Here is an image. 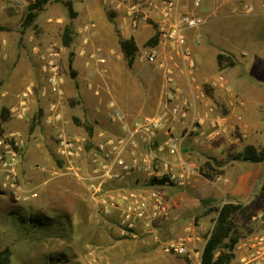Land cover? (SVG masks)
<instances>
[{"label":"rangeland","instance_id":"rangeland-1","mask_svg":"<svg viewBox=\"0 0 264 264\" xmlns=\"http://www.w3.org/2000/svg\"><path fill=\"white\" fill-rule=\"evenodd\" d=\"M65 1H70L76 12L73 19ZM118 1H122L118 8L113 0H44L31 8L33 0H0V109L9 112L0 139L11 144L18 159L14 178L7 181L0 177V253L8 251L10 264H196L185 255L165 252L164 246L170 240L188 237L189 252L203 248L216 218V212L205 209L219 208L227 200L214 193L216 187H223L225 171L245 174L246 186L253 192L243 204L248 211L233 218L238 243L264 230V162L231 160L246 145L264 146V34L244 41L236 36L231 49L225 50V46L206 47L209 41L201 35L197 45H201L199 52L204 58L200 68L203 79L198 81L204 97L199 100L202 105L198 100L197 104L199 111L205 110L204 103L212 108L208 118L214 126L205 122L201 127L206 135L211 134L210 139L191 134L184 140L182 154L189 153L193 170L189 183L163 184L137 174L124 181L123 190L153 188L165 203L169 202L162 195L165 188L182 191L188 198L177 222L167 224L169 230L154 225L157 241L140 231L123 234L118 212L113 217L104 211L120 185L102 184L93 196L89 180L62 175V164L55 155L59 134H116L118 127L110 120L114 110L129 123L146 115L144 110L155 104L158 95L165 100L163 70L146 60L147 41L156 26L152 8L148 0ZM248 2L255 4V12L246 15L252 17L259 11L264 21V6ZM211 4L206 0L204 10ZM131 5L136 6L132 21L127 16ZM67 25L72 28V41L63 47L61 35ZM203 27L201 33L210 28L223 37H235L238 32L222 20ZM126 28L132 34L141 33H136V39L129 37L138 49L132 66L118 44L119 39H129L124 35ZM218 55L224 57L222 61ZM51 65L61 80L55 91L48 83ZM212 74L222 76L220 87L228 95H214ZM224 75L229 79L245 77L247 83L239 91L229 90ZM24 90L30 95L21 117L19 96ZM51 114L59 117L46 121ZM12 134L19 138L17 145ZM146 152L145 147L140 148L139 158ZM88 155L81 165L83 176L90 179ZM203 174L213 176L207 179ZM203 199L211 201L203 206ZM192 204H198V209ZM237 244L228 260L223 248L216 254L226 264H239L242 254L238 252L243 249L235 250Z\"/></svg>","mask_w":264,"mask_h":264},{"label":"built area","instance_id":"built-area-1","mask_svg":"<svg viewBox=\"0 0 264 264\" xmlns=\"http://www.w3.org/2000/svg\"><path fill=\"white\" fill-rule=\"evenodd\" d=\"M206 0H148L152 8L157 42L150 46L146 60L163 70L166 87L165 100L162 110L152 116H143L138 120L127 123L119 110H114L110 120L118 127L117 133L104 135L103 133L90 136L86 133L67 134L61 133L55 140V155L62 164V175L71 176L78 181L89 183L91 194L97 195L102 184L120 185L115 191V196H110L109 207L118 212V224L124 234H142L157 241L154 221L161 214H166L168 205L161 194L153 188H132L123 190L124 181L133 174L141 175L148 180H162L163 184L183 186L189 183L193 172L188 162L189 154H182V145L187 136L196 134L210 139L201 129L205 122L214 126L208 116L212 108L206 106L204 111H199L197 100L204 97L200 88L198 76L195 71V61L191 52L192 45L200 43L199 34L209 11L204 10ZM258 7H263L262 0ZM115 7L121 2L113 0ZM213 5L226 9L230 14L255 12V4L248 0H210ZM136 6H130L127 16L131 17ZM89 27L85 28V30ZM48 79L51 90L55 91L60 83L55 66L51 65ZM189 77L193 88L196 90V100H192L177 84L180 76ZM30 91L24 90L19 98L21 103V117L25 111V103ZM201 101H199L200 103ZM200 105H202L200 103ZM51 111V110H50ZM55 112V111H51ZM58 115H50L46 121H54ZM16 139L19 138L12 134ZM91 150H88V147ZM145 147L147 152L139 158L138 151ZM90 153V156L88 155ZM89 158V177L82 174V162ZM175 157V160L171 158ZM17 154L10 143L0 139V177L5 180L13 179L17 164ZM94 181V182H93ZM97 184H96V183ZM4 183V182H3ZM2 183V184H3ZM160 183V182H158ZM5 184V183H4ZM32 196H36L33 194ZM106 204V208L107 205ZM188 237H181L168 241L164 251L185 255H193L187 248ZM245 254L240 257L239 264H264V230L254 234L241 244ZM201 257V256H200Z\"/></svg>","mask_w":264,"mask_h":264},{"label":"crops","instance_id":"crops-1","mask_svg":"<svg viewBox=\"0 0 264 264\" xmlns=\"http://www.w3.org/2000/svg\"><path fill=\"white\" fill-rule=\"evenodd\" d=\"M208 11L210 14L206 18V25H210V24L212 25L214 22L216 23L217 21L222 20L223 22L228 23V25H230L231 27L237 28L236 30L238 32L235 35V37L232 35L228 37H223L221 36L220 33L216 32L215 30L206 28V32L202 31V33L201 32L199 33L200 35L204 33V36H205L204 41L205 40L209 41L206 44V47L225 46L224 50L231 49L233 41L236 40V36H237V39L242 38L240 41H244V39L248 38V36L252 35L255 38L256 35L261 36V34H264V23H262L263 14L259 11H256V13L253 14L252 17L249 15H242V14L241 15L240 14H230L228 10L217 7L215 5H213V7L209 9ZM136 33L138 35L141 34L138 32H135L132 34V32L126 28V33L124 35L126 38H129L132 36L134 37V39H136V36H135ZM197 46H198L197 44H193L191 52L193 53V59L196 64V74L200 80L201 78L203 79V77L201 76L202 74H201L200 68H201V65L204 63V60H203L204 58L199 52V50L201 49V45L199 44V46L198 47ZM245 69H246V66H245ZM238 71H241V69L239 68L237 70V73ZM210 78H211V83L214 86L213 90H214V95L216 97L220 96L221 98H223L224 96L228 95V92L225 91L224 89H221L220 87V85L224 83L221 80L222 76H219L218 74L217 75L212 74L209 76V79ZM224 78L226 79V81H229L230 86L228 88L229 90H232V91L241 90L242 86L247 83V79L245 77L243 78L236 77V78L229 79V77H226L224 75ZM177 84L183 89L184 94H186L192 100H196V90L195 88H193V83H191V80L189 79V77H186L184 75L181 77L179 76L177 78ZM225 103L226 105H228L231 102L225 101ZM163 104H164V98H162V94H160L158 95L157 101L155 102V104L153 103L150 107L144 110V113L146 114L144 116H152V115L158 114L162 110ZM171 159L175 160L176 158L173 157ZM221 180L222 182H225L223 183V187H220V186L216 187L217 192H214V193L220 194L222 196L224 195L223 197L227 198L225 203L247 204L249 202L251 193L253 192H250L251 189L246 186V184L248 183V178L245 174H242L236 171L235 172L225 171V176H223ZM218 181L222 185V182L220 180ZM219 182H215V183H219ZM172 191L174 190L171 188L163 189L162 195L164 196V198L168 199L169 201L167 202L165 200L167 202L166 204L168 205L169 211L166 214L159 215L154 221V225L158 226L161 231L169 230V228H167V224L172 225L177 222L179 217H181L182 215L180 211H184L185 201L188 200V198L185 196V194L182 191H176V192H172ZM108 203L110 204L111 201H109ZM109 204L107 205V208L106 206L104 207L105 208L104 211L108 212V214L110 213V215H112L113 217H116L117 210L115 208L109 207ZM192 205H193V208H195L196 210L199 207L198 204H192ZM147 238H150V237L147 236ZM150 240H153V239L150 238ZM240 248H241V244L238 243L235 250L240 251ZM201 252H202V248L199 250H196L195 252L194 251L191 252L193 254L191 255L192 260H193L192 262L196 264H200ZM238 253L239 255L240 254L244 255L245 250H243V252H238ZM236 256L237 254L234 255L235 258Z\"/></svg>","mask_w":264,"mask_h":264},{"label":"trees","instance_id":"trees-1","mask_svg":"<svg viewBox=\"0 0 264 264\" xmlns=\"http://www.w3.org/2000/svg\"><path fill=\"white\" fill-rule=\"evenodd\" d=\"M44 0H33V4L30 6L31 8L37 7ZM64 5L67 7L68 15L70 19H73L76 16V12L73 9V6L70 1H65ZM156 35L154 34L147 41V45L154 46L157 42ZM72 41V28L70 25L64 27L62 35H61V44L63 47H69ZM119 48L126 57L128 66H132L134 61L137 46L134 42L133 38L129 39H119L118 41ZM224 57L222 55H218L217 59L222 61ZM70 66V63H69ZM71 74L73 72L71 71ZM9 112L6 108L2 107L0 109V137L3 133V124L8 120ZM89 134L92 133V129L88 128ZM231 160H238L242 162H248L252 164L263 163L264 162V146L261 149H256L252 145H246L243 149L237 153L236 155L231 157ZM210 168V165L207 164ZM205 178L211 179L212 174H203ZM153 182H163L162 180L154 179ZM211 199H203L201 201V205L206 206ZM216 212V218L214 222V226L212 231L206 238L204 246L202 248L200 264H226V261L220 256L217 255L216 252L223 248L227 251L228 255L225 259L228 260L229 257H233V250L238 243V235L235 230L233 218L237 214H244L248 211L246 205L240 203H224L219 208H207L205 212ZM0 264H10V257L7 250H4L0 253Z\"/></svg>","mask_w":264,"mask_h":264}]
</instances>
